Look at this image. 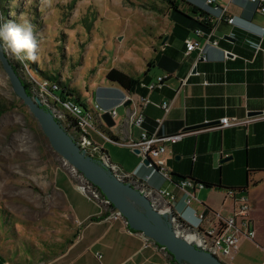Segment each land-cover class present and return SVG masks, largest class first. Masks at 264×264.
Instances as JSON below:
<instances>
[{
  "label": "crops",
  "instance_id": "0c3cea01",
  "mask_svg": "<svg viewBox=\"0 0 264 264\" xmlns=\"http://www.w3.org/2000/svg\"><path fill=\"white\" fill-rule=\"evenodd\" d=\"M199 1L204 13L198 19L209 21L211 28L201 29L203 35L196 37L193 33L196 27L170 18V28L149 66L134 77L138 79L134 93L107 81L105 75L96 97L92 90H86L80 99L75 100L74 96L64 99L81 105L94 116L93 123L102 137L95 134L93 139L101 147L102 141L114 144L107 139L138 140L140 130L127 121L131 104L126 102L128 98L147 100L143 127L149 134L186 133L180 142L166 144L164 158L172 179L190 178L205 185L199 192L203 199L200 205H185L184 195L177 190L173 192L176 199L169 205L185 224L194 227L195 215L202 212L228 216L232 201L226 198L227 190H243L250 202L255 238H241L236 258L238 264H246L250 259L251 264H264V195L258 194L264 189V15L257 13L249 0H214L212 5ZM227 19H233V23L229 24ZM186 39L198 41L202 53L195 50L187 54ZM208 41L217 44L212 46ZM158 78H163L162 86L149 90L148 85ZM162 104H167V111L161 108ZM95 105L115 110V118L101 116ZM251 117L258 120L248 122ZM222 118L236 119L242 124L215 128ZM206 123L196 130L187 129ZM102 150L107 153L104 144ZM135 155L138 159L132 156L129 171L114 163L126 173L134 171L140 158ZM149 169H141L138 178L148 175ZM161 181L164 179L156 173L145 185L158 190ZM57 189L65 199L77 233L67 250L47 264H173L170 253L146 242L141 233L129 229L125 220L110 218V207L89 201L73 185L68 189L57 185ZM72 193L80 199L72 200ZM214 200L223 202L215 206ZM91 218L100 219L89 221ZM227 264H235L234 259Z\"/></svg>",
  "mask_w": 264,
  "mask_h": 264
},
{
  "label": "rangeland",
  "instance_id": "374dc122",
  "mask_svg": "<svg viewBox=\"0 0 264 264\" xmlns=\"http://www.w3.org/2000/svg\"><path fill=\"white\" fill-rule=\"evenodd\" d=\"M178 2V9L187 13L191 6H202L199 0ZM168 7L167 0H0V23L19 22L23 13L34 25L38 40L34 59H18L6 45L5 53L32 98L40 100L41 93H46L40 90L44 82L50 90L57 86L52 91L57 96L63 89L75 100L86 90L96 97L98 85L111 69L131 77L147 69L170 28ZM103 144L110 162L129 171L136 155L118 144ZM134 169L127 173L138 178L141 169L149 168L139 158ZM149 170L140 179L144 184L156 174ZM56 184L77 189L78 180L13 93L0 65V264H47L75 239L77 227ZM159 186L161 191L176 190L167 179ZM200 190L191 197L194 207L203 200ZM258 194L263 196L264 189ZM71 198L80 199L75 193ZM214 202L220 206L223 201Z\"/></svg>",
  "mask_w": 264,
  "mask_h": 264
},
{
  "label": "built area",
  "instance_id": "2783aa9c",
  "mask_svg": "<svg viewBox=\"0 0 264 264\" xmlns=\"http://www.w3.org/2000/svg\"><path fill=\"white\" fill-rule=\"evenodd\" d=\"M256 8V12L264 15V0H249ZM214 0H205L206 4L212 5ZM229 24L233 23V19H227ZM196 37L203 35L201 29L193 31ZM207 44L216 46V42L208 41ZM5 49V46H3ZM186 53L189 54L198 50L201 54L203 47L200 43L193 39L185 40ZM6 50V49H5ZM227 55V52H224ZM163 84V78H158L154 83L148 85V89L160 88ZM45 89L46 93H41L40 102L41 106L52 114L56 122L70 135L72 140L84 152L85 156L93 158L99 166L105 167L109 170L118 180L128 183L132 187L142 191L151 201L153 207L158 213L166 215L167 221L172 224L175 234L187 240L190 244L194 245L197 249L210 253L216 259L222 262L223 259L232 261L238 252L239 242L241 238L254 240L255 230L251 229V206L248 197L243 190H227L226 198L232 201L231 211L228 216L222 217L218 213H204L195 215L197 224L195 227L185 224L180 216L169 205L170 201L176 199L175 193L167 191L147 189L145 182L135 177L133 174L124 172L118 165L111 163L109 157L103 152L102 147L93 139V135L101 134L95 127L93 120L94 116L90 114L81 105H77L66 99H61L60 96L53 94L57 86H53L52 90L47 89L46 83L40 85V90ZM130 101L131 109L127 112V121L132 127L140 130L139 138L137 141L129 140L128 142H116L107 138L114 144L120 146H127L131 150H137V155L143 160L149 162L148 168L152 169L155 173L172 182L175 189L184 195L185 205L189 206L192 203L191 197H194L196 189L204 188V185L193 181L192 179H182L175 181L172 179L169 170L166 167L164 155L166 153V144H175L180 142L186 135L185 132L169 136H158L156 133L149 134L144 129V116L143 108L148 104V101L140 98ZM125 103L122 102L120 106ZM161 108L167 111V104H162ZM94 109L98 111L101 116H107L114 119L116 116L115 110H104L99 105H95ZM256 117H251L247 121H256ZM236 119L222 118L219 120L217 129H224L228 127L241 125ZM76 179L78 180L77 190L80 191L88 199L94 201L100 206H107L112 209L110 218L123 219L121 215L113 209L110 203L102 196L100 191L85 179L79 172L74 170ZM159 206V207H158ZM158 207V208H157ZM124 220V219H123ZM189 237V240L187 239ZM151 245H156L153 241L146 239ZM163 251L164 248L160 247Z\"/></svg>",
  "mask_w": 264,
  "mask_h": 264
},
{
  "label": "water",
  "instance_id": "95a60500",
  "mask_svg": "<svg viewBox=\"0 0 264 264\" xmlns=\"http://www.w3.org/2000/svg\"><path fill=\"white\" fill-rule=\"evenodd\" d=\"M227 39L232 40L229 37ZM0 65L9 80L13 93L22 100L37 121L52 150L100 191L115 212L125 220L130 230L141 233L146 239L164 248L179 264H224L210 253L199 250L187 240L178 237L172 224L166 220L167 216L158 213L142 191L128 183L121 182L105 167L99 166L93 158L85 156L52 114L41 106L38 99L32 98L27 93L4 47H0ZM129 104L130 101L126 102V105ZM205 125L208 124L187 129L196 130ZM134 153L137 154L138 151L135 150ZM142 164L147 167L149 162L143 160ZM132 201H135L137 206H134Z\"/></svg>",
  "mask_w": 264,
  "mask_h": 264
},
{
  "label": "trees",
  "instance_id": "16d2710c",
  "mask_svg": "<svg viewBox=\"0 0 264 264\" xmlns=\"http://www.w3.org/2000/svg\"><path fill=\"white\" fill-rule=\"evenodd\" d=\"M167 1L169 4L168 16L171 18L172 21L176 22L175 19L179 18L181 22L189 23V27H196L195 29H202V30L208 29L209 30L211 28L209 21H207L205 19L200 21L198 19V18H201L203 16L202 13H204V10L197 9V7L191 6V4H190L191 7L189 8V13H187V12H184V10L180 11L178 9L179 5H180L179 4L180 2H178V0H176V1L175 0L174 1L173 0H167ZM203 1H205V0H203ZM193 16H194V18H193ZM16 73L18 74L17 70H16ZM105 78L107 81L114 83V84H117L119 87H121L123 90H125L129 93H134L135 88L138 86V79L137 78L131 77V76L119 71V70H116V69H111L110 71H108ZM25 88L27 90V93L30 95V92L28 91L26 86H25ZM68 95L73 96L72 94H70V92ZM68 95H66L65 90L62 89L59 96L61 98L63 97V99H64V96H68ZM97 219H100V218H91L89 221H95ZM170 258H171V262L173 264H179V263H176V260L173 258V256L170 255Z\"/></svg>",
  "mask_w": 264,
  "mask_h": 264
},
{
  "label": "clouds",
  "instance_id": "9594fccd",
  "mask_svg": "<svg viewBox=\"0 0 264 264\" xmlns=\"http://www.w3.org/2000/svg\"><path fill=\"white\" fill-rule=\"evenodd\" d=\"M7 46L20 60L34 59L38 40L34 25L21 13L19 22L0 23V47Z\"/></svg>",
  "mask_w": 264,
  "mask_h": 264
},
{
  "label": "bare ground",
  "instance_id": "6f19581e",
  "mask_svg": "<svg viewBox=\"0 0 264 264\" xmlns=\"http://www.w3.org/2000/svg\"><path fill=\"white\" fill-rule=\"evenodd\" d=\"M132 204H133L134 206H137V204L135 203V201H132ZM139 208H140V207H138V210H140ZM187 239L189 240V237H188Z\"/></svg>",
  "mask_w": 264,
  "mask_h": 264
}]
</instances>
